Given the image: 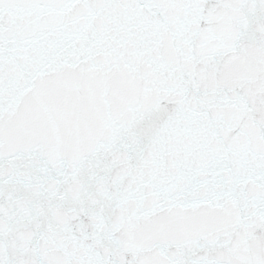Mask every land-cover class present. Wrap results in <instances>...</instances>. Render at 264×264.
<instances>
[{"label":"snow or ice","instance_id":"1","mask_svg":"<svg viewBox=\"0 0 264 264\" xmlns=\"http://www.w3.org/2000/svg\"><path fill=\"white\" fill-rule=\"evenodd\" d=\"M0 264H264V0H0Z\"/></svg>","mask_w":264,"mask_h":264}]
</instances>
